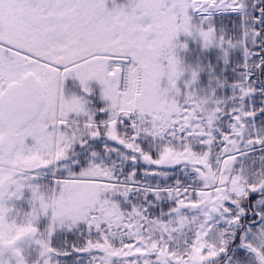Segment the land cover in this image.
I'll use <instances>...</instances> for the list:
<instances>
[{
    "label": "snow or ice",
    "instance_id": "snow-or-ice-1",
    "mask_svg": "<svg viewBox=\"0 0 264 264\" xmlns=\"http://www.w3.org/2000/svg\"><path fill=\"white\" fill-rule=\"evenodd\" d=\"M0 264H264V0H0Z\"/></svg>",
    "mask_w": 264,
    "mask_h": 264
}]
</instances>
